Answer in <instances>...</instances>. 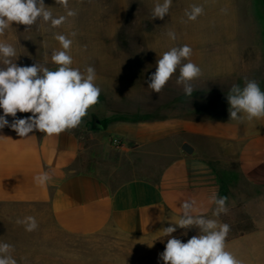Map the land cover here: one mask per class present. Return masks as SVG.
Wrapping results in <instances>:
<instances>
[{
    "label": "crops",
    "instance_id": "0c3cea01",
    "mask_svg": "<svg viewBox=\"0 0 264 264\" xmlns=\"http://www.w3.org/2000/svg\"><path fill=\"white\" fill-rule=\"evenodd\" d=\"M156 2L70 0L69 7L77 15L65 25L52 28L38 20L39 29H26L22 38L13 22L0 42L16 48L18 58L13 61L18 66H22L21 58L34 56L33 42L38 46L36 55L51 56L61 49L55 34L72 31L78 35L73 38L76 41H115L116 48L130 51L127 55L146 58L162 54L150 51L154 42H218L216 51L191 55L215 60L191 62L211 67L202 71L225 73L243 71L236 68L243 65L241 60L235 64L242 55L235 42L264 40V32L256 28L242 32L247 24L241 21L242 7L251 17L248 25L257 24L254 0H172L169 14L152 20ZM44 3L55 16L65 14L55 0ZM191 5L204 9L195 21L185 16ZM170 30L176 33L174 41L166 35ZM257 57H264V48L259 55L254 52ZM44 67L57 68L54 63ZM231 87L227 85L223 92ZM126 107L132 115H122L120 121L117 116H105L109 127L101 122L100 128H86L81 123V133L68 130L47 136L34 131L21 138L8 126L0 129V242L14 247L11 255L17 264L75 263L74 257L62 256L71 242L107 231L135 238L164 237L162 229L179 218L184 201H195L194 214L215 218L209 198L215 193L228 197L227 202L234 200L233 190L239 183L247 190L240 206L255 227L226 242L227 250L242 264H264V118L239 122L180 113L139 120L137 110ZM30 115L17 112L15 118L6 119L10 124ZM108 135L122 141L119 154L114 153ZM183 144L192 148L190 154L182 150ZM45 171L53 178L38 186L33 178ZM27 216L36 218L35 231L16 223Z\"/></svg>",
    "mask_w": 264,
    "mask_h": 264
},
{
    "label": "clouds",
    "instance_id": "9594fccd",
    "mask_svg": "<svg viewBox=\"0 0 264 264\" xmlns=\"http://www.w3.org/2000/svg\"><path fill=\"white\" fill-rule=\"evenodd\" d=\"M55 4L65 10L64 15L55 16L51 7L44 0H0V36L6 33L13 22L29 26L38 20L49 24L52 28H60L69 18L77 15V11L69 7L70 0H55ZM172 0H157L152 9V20H163L169 14ZM203 6L191 5L185 10L188 21H195L203 14ZM77 33L68 35L55 34L61 49L51 53V61L56 70L48 67L18 66L13 58L17 57L16 48L6 42H0V129L8 126L21 138L29 137L30 133L38 131L47 136H58L65 131L81 125L88 110L99 102L100 87L96 84L94 67L86 66L83 71L72 67L73 58L70 55L73 39ZM166 35L175 40L176 33L168 31ZM192 49L187 44L174 46L163 52L156 61L155 72L148 77V88L154 93H160L171 79L179 72L176 83L183 85L184 94L192 97V81L202 75L201 68L191 62ZM15 59V61H16ZM187 61V62H185ZM230 120L251 122L264 118V91L255 80L245 78L244 86L233 85L227 94ZM17 112L31 113L26 118L14 119L10 124L7 116L16 117ZM52 175L45 171L34 176L38 186L46 185ZM226 196L213 194L209 203L214 204L212 217L194 214L195 201H184L180 207L181 215L175 222L163 228V234L168 237L165 250L159 254L163 264H242L229 250L226 239L231 230L230 225L219 222L221 214H227ZM18 225H23L28 232L38 228L35 217L27 216L17 219ZM177 228L188 230L196 228L198 235L192 236L187 242H182L172 234ZM186 235V231L184 233ZM14 247L9 243L0 242V264H17L11 253Z\"/></svg>",
    "mask_w": 264,
    "mask_h": 264
},
{
    "label": "rangeland",
    "instance_id": "374dc122",
    "mask_svg": "<svg viewBox=\"0 0 264 264\" xmlns=\"http://www.w3.org/2000/svg\"><path fill=\"white\" fill-rule=\"evenodd\" d=\"M254 1L257 8L255 18L253 17L257 22L255 26L248 25V20H251V17L249 18L243 7L241 9V21L247 23L242 25V32L246 34L253 31L254 28L257 29V32H264V0ZM28 27L18 24V31L22 34V38ZM39 27L33 25L29 30H36ZM70 38L73 39V37ZM230 43L233 44V42ZM132 44L135 45L136 42H132ZM153 44H155L153 45L154 49L150 51H155L158 54L169 50L174 45L185 44L191 46L192 52L195 54L218 49L216 46L218 42L161 41ZM225 44L227 45L228 42ZM235 44L238 51H242V53L240 52L241 57L235 58V64L241 60L243 65L236 68H241L243 71L225 73L202 71V75L192 81L194 91L192 97H188L184 94L183 85L176 83L178 71L173 74L160 93H154L148 88V77L155 72L156 61L160 56L146 58L135 54L127 55L126 53L130 51L116 48L115 41H76L73 39L70 53L75 52L78 55H71L73 58L72 66L80 68L81 71L86 66L94 67L97 76L96 84L101 89L99 102L88 110V115L83 118L82 123L85 124L86 128H100L101 122L105 127H109L110 123L105 121V116H117L119 120L122 115H132V111L127 112L126 106L132 110L136 109L141 119L164 118L180 113H187L194 118H228V92H223L227 85L231 87L232 84H238L243 87L245 78H247L248 80H255L261 90L264 91V57L254 58V52L259 55L261 47L264 48V40L238 41ZM32 47L34 56L21 58L22 66H32L35 63L38 66H44L53 63L51 56L36 55L38 52L36 42H33ZM73 47L77 49L73 50ZM139 51L143 50L139 49ZM132 52L136 53V49ZM207 58L209 57H190V60L197 63ZM209 59L215 60L216 58ZM231 59L233 60V58ZM142 61L146 64L149 62V64L144 65ZM198 66L201 70L211 68ZM212 68L215 69L216 67ZM254 69L258 71H254ZM72 130L83 132L79 127ZM108 138L115 149L114 153L119 154L123 148L120 138L110 135ZM114 141L117 142V145L114 144ZM233 192L234 200H229L226 205L227 214H221L218 218L219 222L230 225L231 230L226 242L246 235L255 227L253 218L241 208V202H239L247 196L246 186L239 183ZM185 231L186 235L184 234ZM194 235H198L196 228L183 230L173 236L182 242H187ZM167 239L166 236L158 239L135 238L107 231L87 238L74 239L70 248L65 249V254L63 253L62 256L74 257L75 263L72 264H163V261L159 259V254L165 250Z\"/></svg>",
    "mask_w": 264,
    "mask_h": 264
},
{
    "label": "water",
    "instance_id": "95a60500",
    "mask_svg": "<svg viewBox=\"0 0 264 264\" xmlns=\"http://www.w3.org/2000/svg\"><path fill=\"white\" fill-rule=\"evenodd\" d=\"M182 150L188 154H190L192 152V148L187 144L182 145Z\"/></svg>",
    "mask_w": 264,
    "mask_h": 264
},
{
    "label": "trees",
    "instance_id": "16d2710c",
    "mask_svg": "<svg viewBox=\"0 0 264 264\" xmlns=\"http://www.w3.org/2000/svg\"><path fill=\"white\" fill-rule=\"evenodd\" d=\"M139 120H142V119H139ZM143 120H147V119H143ZM184 229H180V230H178V231H176L175 233H173L172 235H174V234H176V233H178V232H182ZM228 239H226V241H227Z\"/></svg>",
    "mask_w": 264,
    "mask_h": 264
},
{
    "label": "built area",
    "instance_id": "2783aa9c",
    "mask_svg": "<svg viewBox=\"0 0 264 264\" xmlns=\"http://www.w3.org/2000/svg\"><path fill=\"white\" fill-rule=\"evenodd\" d=\"M114 144H115V145H117V142H116V141H114Z\"/></svg>",
    "mask_w": 264,
    "mask_h": 264
}]
</instances>
